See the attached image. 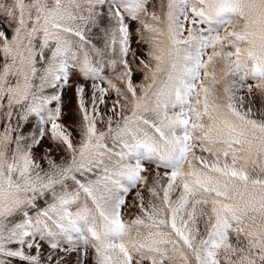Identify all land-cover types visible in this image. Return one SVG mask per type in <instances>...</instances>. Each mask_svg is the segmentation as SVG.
I'll list each match as a JSON object with an SVG mask.
<instances>
[{
	"label": "snow or ice",
	"instance_id": "6c2138e0",
	"mask_svg": "<svg viewBox=\"0 0 264 264\" xmlns=\"http://www.w3.org/2000/svg\"><path fill=\"white\" fill-rule=\"evenodd\" d=\"M0 264H264V0H0Z\"/></svg>",
	"mask_w": 264,
	"mask_h": 264
},
{
	"label": "crops",
	"instance_id": "0c3cea01",
	"mask_svg": "<svg viewBox=\"0 0 264 264\" xmlns=\"http://www.w3.org/2000/svg\"><path fill=\"white\" fill-rule=\"evenodd\" d=\"M66 101L68 102L66 111L69 112L70 114L74 113L75 107H76V102H75L74 96L71 93H69L66 96ZM69 122H71V120H69Z\"/></svg>",
	"mask_w": 264,
	"mask_h": 264
}]
</instances>
